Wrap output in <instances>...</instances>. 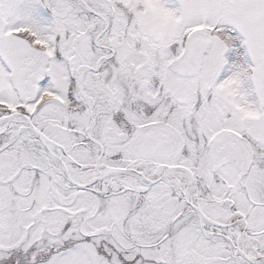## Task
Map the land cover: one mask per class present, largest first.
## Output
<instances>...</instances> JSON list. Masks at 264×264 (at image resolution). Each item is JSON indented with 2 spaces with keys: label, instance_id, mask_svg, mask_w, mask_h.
I'll return each instance as SVG.
<instances>
[{
  "label": "snow or ice",
  "instance_id": "obj_1",
  "mask_svg": "<svg viewBox=\"0 0 264 264\" xmlns=\"http://www.w3.org/2000/svg\"><path fill=\"white\" fill-rule=\"evenodd\" d=\"M0 264H264V0H0Z\"/></svg>",
  "mask_w": 264,
  "mask_h": 264
}]
</instances>
